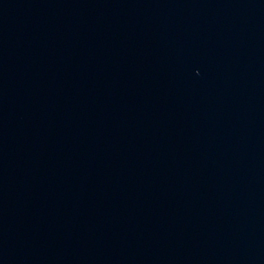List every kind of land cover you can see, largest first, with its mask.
<instances>
[{
  "label": "water",
  "instance_id": "water-1",
  "mask_svg": "<svg viewBox=\"0 0 264 264\" xmlns=\"http://www.w3.org/2000/svg\"><path fill=\"white\" fill-rule=\"evenodd\" d=\"M0 264H264V0H0Z\"/></svg>",
  "mask_w": 264,
  "mask_h": 264
}]
</instances>
